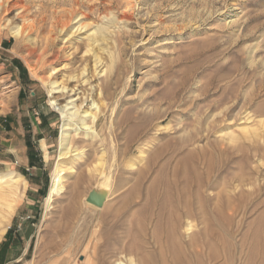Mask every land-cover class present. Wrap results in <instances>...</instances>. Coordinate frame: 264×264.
Returning a JSON list of instances; mask_svg holds the SVG:
<instances>
[{
    "label": "rangeland",
    "instance_id": "rangeland-1",
    "mask_svg": "<svg viewBox=\"0 0 264 264\" xmlns=\"http://www.w3.org/2000/svg\"><path fill=\"white\" fill-rule=\"evenodd\" d=\"M76 2L10 0L8 12L0 9V158H10L11 170L26 180V187L17 196L9 224L0 239V264H86L89 256L96 257V253H92L93 231L99 228V213L106 212L107 222L139 180L138 170L125 165L127 159H138V150H145L139 165L147 171L141 179L140 191L144 192L157 177L161 164L167 163L171 171L190 149L196 150V156L190 160L199 162V171L202 172V164L209 155L221 165L207 189L210 199L206 206L200 209L195 204L191 248L200 258L207 259V255L215 253L216 258H210V264L223 262V244L230 247L228 262L231 264H264L261 246L256 248L255 257L248 259L254 247L253 230L264 213V125L259 126L260 120L264 122V0ZM70 5L76 9L72 19L69 15L63 32L51 36L49 30L61 19L58 13L69 9ZM223 10L230 11L229 18ZM232 18L236 20L230 24ZM23 20L36 21L37 28L31 30L27 38L24 34V41L17 42L12 27ZM81 25L86 26L79 29ZM96 27L101 28L98 34L105 37L99 42L103 50L97 49L98 54L111 69L105 78L103 73L93 76L89 67L91 80L80 86L71 76L79 72L87 36ZM48 34L53 37L55 47L67 44L64 56L60 55L58 62L51 66L39 54V46ZM164 39L170 43L155 47ZM42 78L47 82L55 81L56 85H76L75 94L71 93L70 98L68 94L61 95L58 102L73 101L69 105L72 110L79 106V114L70 118L75 123L79 122L78 117L85 108L92 107V98L103 108L97 121V137L85 135L82 129L71 132V148L80 147L82 152L77 158L74 154L78 150L71 151L61 158L64 163L59 159L65 168L72 165V169L62 172L64 182L48 206L46 198L58 160L63 119L49 104L55 94L49 93ZM146 108H150L148 112ZM151 108L157 109L152 111L156 119L150 116ZM260 109L262 114L256 115ZM214 114L218 115L213 121ZM244 115L250 120L244 121L241 118ZM110 119L114 127L109 132ZM206 123L213 124L206 126ZM242 125L246 127L245 133L248 131L247 136L244 130L241 132ZM204 128L207 131L202 135ZM221 128L236 132L238 141L231 144L220 139L218 130ZM109 135L118 152L117 164L112 160ZM185 138L189 139V144L180 147L178 142ZM10 143L13 153L8 151ZM255 146L259 152L254 151ZM101 151L107 156L105 171L110 169V196L105 205L97 209L86 203L85 197L97 184L93 165ZM156 152L160 155L156 156ZM165 157L169 158L168 162ZM6 167L8 165L0 162V173L8 171ZM218 193H221L219 197ZM133 204L120 211L116 220L118 226L114 225L117 237L123 236L140 208L139 200ZM72 207L74 212L66 216L64 210ZM152 228L148 224L145 249L143 247L138 257L152 250L157 252L152 243ZM185 239L189 240L186 235ZM113 247L115 243L108 246L110 250ZM154 258L157 255L154 254ZM114 259L112 257L111 261ZM121 259L125 260L124 256Z\"/></svg>",
    "mask_w": 264,
    "mask_h": 264
},
{
    "label": "bare ground",
    "instance_id": "bare-ground-1",
    "mask_svg": "<svg viewBox=\"0 0 264 264\" xmlns=\"http://www.w3.org/2000/svg\"><path fill=\"white\" fill-rule=\"evenodd\" d=\"M73 3H77L76 0H73ZM9 7H10V0H0V9H5V11L8 12ZM75 10H76L75 7L70 5L69 9H67L65 11H61L62 13L61 12L58 13V15L61 16V19L57 20L56 24L54 23L55 27L52 26L51 30H49L51 33L50 34L51 36L56 34V32H58V31H59V33L63 32L64 27H66V25L68 23L67 19H68L69 15L71 16V19H72L73 12ZM223 11H225V10H223ZM229 13H230L229 10L228 11L226 10L224 12V15L226 16V18H229V16H228ZM79 14H81V13H79ZM22 15L23 14L20 13L19 16L21 17ZM233 20H236V19H233V18L230 19L229 23L231 21L233 22ZM11 24H13V23H11ZM85 26L86 25H81V27L79 29H82ZM56 27H59V30H56L55 29ZM12 28L15 29L14 34L17 37V42H20V41L25 40L24 34H26V38H27L29 35V32L31 30H35L37 28V25H36V21L29 22V20H27V21L23 20V22L20 25L16 24ZM102 28H104V27H102ZM94 30L95 31H92L87 36V38H88L87 43L84 45L85 47L83 49L82 55L80 56L81 65L79 67V72L77 74L71 76L72 78L76 79L75 83L78 82V84L80 86L83 84H87L91 80V76H88L89 75V70H88L89 67L91 69L90 71L93 73V76H96L99 73H103L105 78L108 77L107 73H109L110 69H111L110 65L108 63H106V61H104L103 58L98 54V50H101V51L103 50V48L101 47L102 42L101 43H99V42H100V40H104L105 37L104 36L101 37L102 33L98 34V32H100V30H101L100 27H96ZM50 35H49V37L45 38L44 41L41 42V45L39 46V48H40L39 54L41 55V58L45 59L47 61V63L51 66L52 64H55V62H58V59L61 56H64L65 53H63V51H64V49L67 48V46H66L67 44L64 43L63 46H60V47L56 46L55 47L54 42H53V37H51ZM168 43H170V41L169 40L167 41L164 39V41H162L158 45H155V47L162 46V45H165ZM252 47H254V46L252 45ZM256 47H257V45H256ZM34 50H35V48L33 49V51ZM248 51H249V49H248ZM251 51H253V50H251ZM253 52H255V51H253ZM154 53H155V51H154ZM251 57H252V59H253V57L255 58V56L254 55L252 56V54H251ZM252 59H251V62L254 60V59L253 60ZM256 61H257V59H256ZM60 62H61V60H60ZM54 68L55 67H52L53 70H54ZM42 82H43V85H47V88H49V93L55 94V96L53 98L49 99V104L58 113L61 114L62 119H63L62 123H61L59 145H58V147H59V149H58V160L55 162L54 167H53L49 195L46 198V205L48 206L50 204V201L52 200L51 197H53L55 195V193L58 192V190L60 189L61 185L64 182V175L62 172H64L65 169H68V170L72 169V165L65 168L66 166L63 165L64 162L61 158L65 155H67L68 153H70L71 151H76V150H78V151L74 154V157L78 158L82 152V150L80 151V149H81L80 147L78 148L76 146V147H74V149L71 148V143L73 141V137L71 135V132H76L77 130L82 129L85 131V135H89L90 137H94V138L97 137L98 136V132L96 130L97 121H98L100 114L103 113V108L101 105H99L97 103L96 98H92V102H91L92 107H90V109L85 108V110L81 112V113H83V115L78 117L79 122L75 123V122L71 121L70 118L79 114V112H78L79 106L77 105L78 107L76 109L72 110V108L69 107V105L73 101L72 102L66 101L63 104H60L58 102H60L59 100L61 98V95L63 96L65 94L66 95L68 94L67 98H70L69 96L71 93L75 94V92L77 90L76 85L69 86V85H66L63 83L60 85H56L55 81L47 82L43 78H42ZM260 82H261V80H260ZM144 103H146V102H144ZM142 105H144V104L142 103ZM151 105H153V104H151ZM146 107H147V105H146ZM216 107H217V105H216ZM139 109L142 110L140 107H139ZM146 109H144L143 111H145ZM148 109H150V108H148ZM148 109H147V112H148ZM154 110H152V108L150 110L151 111L150 116H153L152 118H154V113H152V111H154ZM218 110H219V108H218ZM261 110L262 109H260L259 110L260 113L256 114V115L262 114L261 113L262 111L264 113V110H262V111ZM112 113L113 112L111 111V114ZM157 113H158V111H157ZM157 113H155V114H157ZM161 113L162 112H160V114ZM172 113H174V112H172ZM238 113H239V111H238ZM238 113H236V115H238ZM210 114H212V113H210ZM217 115L218 114L212 115L213 121H214V117H216ZM143 116H145V114ZM155 116H157V115H155ZM205 118H207V117H205ZM210 118L211 117H209V120H210ZM220 118H221V115H220ZM238 118H240V117H238ZM241 118H243L244 121L250 120V117L248 115H246V116L244 115V117H241ZM154 119H156V118H154ZM150 120H153V119H150ZM158 120H160V119H158ZM209 120L207 121V123L210 122ZM218 120H220V119H218ZM225 120H228V119H225ZM140 122H141V120H140ZM204 123H205V121H204ZM207 123H206V126H209V125L212 126V124H213V123H211V124L209 123L207 125ZM214 123L217 124V122H214ZM218 123H220V122H218ZM259 123H257V124H259V126L264 125V122L261 120L259 121ZM113 124H114V122H112V119H110L109 127H108L109 132H110V129H112V127H114V126H112ZM136 124L138 125L139 123H136ZM215 124L213 126H215ZM224 124L225 123L222 124V122H221V125H224ZM202 125L204 126V124H202ZM221 125H219V126L216 125L215 127H220ZM158 126H157V128H159ZM166 127H167V125H166ZM200 127H201V125L199 126V130H201ZM172 128H174V127H172ZM175 129H176V127H175ZM230 130L225 131L222 128L219 129L218 130L220 132L219 138L222 140L224 139V141L226 139V140H228L229 143L237 140V138L235 139V136H236L235 134H237V133L236 132L234 133V131H230ZM242 130H244L243 132L245 133L246 127L243 126L241 128V132H242ZM202 131H203V133H202V135H203L204 132L207 131V128H204V130H202ZM212 131H213V129H212ZM180 132H182V131H180ZM214 132H215V130H214ZM219 132H217V133H219ZM247 132L248 131H246V133ZM246 133L244 135H246ZM200 134H201V132H200ZM212 134H214V133H212ZM192 135H193V133H192ZM242 135H243V133H242ZM253 135H256V134H253ZM109 136H110L109 145L111 146V148L113 150V152H112L110 149V151L113 154L112 160L115 164H117L116 161H117V159H119V158H117L118 152L116 153L115 142H114L113 137H111V135H109ZM219 138L217 137V139H219ZM188 144H189V139H186V138L181 139L178 142V145H181L180 147H184ZM192 146H194V145H192ZM138 151L140 152L138 159H136L137 157L132 159V160H128L126 158L127 161L125 162V165L130 169H137L138 170L139 180L136 181V183L133 185V187L130 188L131 190H129V192H128V199L125 200L124 202H122L118 208H116L114 211H112L111 218L107 219V222H105L106 219L104 218L106 212L105 213L104 212L99 213V217H98V227L99 228H97L96 230L93 231L95 233V236H94L95 243L93 244L94 246L92 247V253L93 254L96 253V257L92 258L91 256H89L86 264H210V258H211V260H215V258H216L215 253H211L210 256L207 255V259L200 258L196 254V252L191 248V243H192V241H194V238H193L194 234L192 233L193 228H194L193 217L195 216V213L197 211L196 210L197 206H199L200 209H202L203 207L206 206L207 201L210 199L209 195L206 192H207V189H209L211 186V181H212L213 175L214 174L216 175V173H218L220 171L219 169L221 168V165H217L215 163V161L213 160V157L209 155L206 158L205 162L202 164V166H203L202 172L199 171V162H195V161L192 162L190 160L194 156H196V150L190 149L189 151H187L186 153L183 154L181 159L178 160V162L174 165V167H173V169H171V171L167 168V166H166L167 163L161 164L158 171H157V177H155L151 181V183L145 188L144 192H141L140 191L141 190V179H143L145 177V174L147 173V171L145 169L139 168L140 163H142V161L145 157V150H141V151L138 150ZM254 151L259 152V148H257V146H255ZM161 153H162V150H161ZM159 155H160V152H158V153L156 152V156H159ZM105 157H107L105 152L101 151L100 155H98V157H96V159L94 160V165H93V170L96 171V173H97L96 175L98 176L97 177V184L94 188L105 190L107 193L102 207L105 205L106 200L110 196V192H109L110 169L108 171H105V169H106V166H105V162H106L105 159L106 158ZM126 157H127V155H126ZM165 158H167L166 162H168L169 158L168 157H165ZM59 159H61L63 163L61 162V160L59 162ZM69 162H72V160L71 161L69 160ZM152 162H153V160H152ZM68 164L70 165V163H68ZM122 167H123V165H122ZM181 175L183 176V178L181 177ZM180 177L182 178L183 181L179 179ZM25 187H26V180L24 179V177L21 174L13 172L11 170L0 173V239L5 232L7 225L9 224L10 217L13 213L14 208H15L17 196L23 191V189ZM240 193L242 194L243 191ZM220 195H221V193L216 194L217 197H219ZM136 200H139L140 208L138 209L137 212H135V216L132 219L133 221L131 220L132 222L130 221V224L127 225L126 229L123 232V236L120 235L119 237H117V234H115V232H114V227H115L114 225L116 224V220H118V218L120 216V211L126 210V208H128ZM193 204H194V206H193ZM195 204H197V206H195ZM90 205L94 207V205H92V204H90ZM102 207H96V208L101 209ZM73 209H74L73 207L72 208H66L64 210L66 216H68V217L71 216ZM263 219H264V213L261 217L259 216L257 226L253 230V233L251 236L252 240L254 241V247L251 248V250H250L249 258H248L249 260H252L253 257H255V254H256L255 251H256L257 247L261 246L262 248H264V223H263ZM148 224H151L153 227L151 237L153 239L152 240L153 245L157 248V252L152 250V252H147L144 255H142L141 257H138V254H140L141 250L145 246V243L147 242V241H145V234H146ZM147 233H148V231H147ZM185 235L187 238H189V240L185 239ZM162 238H163V242L161 241ZM118 242H120V243H118ZM110 243H113V244L115 243V247H113L112 250H110L108 248ZM101 247H102V249H101L102 252H101V250L99 251V249ZM229 248L230 247L228 245L223 244V250H224L222 253L223 262H221L220 264H231V262H228V260H230V256L228 257L229 250H230ZM144 249H145V247H144ZM105 250L107 251L106 253H105ZM108 250H110V251H108ZM100 252H101V254H100ZM154 254L157 255L156 259L155 258L153 259ZM122 256H124L125 260L121 259ZM112 257H115L113 262L111 261Z\"/></svg>",
    "mask_w": 264,
    "mask_h": 264
},
{
    "label": "water",
    "instance_id": "water-1",
    "mask_svg": "<svg viewBox=\"0 0 264 264\" xmlns=\"http://www.w3.org/2000/svg\"><path fill=\"white\" fill-rule=\"evenodd\" d=\"M106 195L105 190L93 188L86 195L85 201L96 207H102Z\"/></svg>",
    "mask_w": 264,
    "mask_h": 264
},
{
    "label": "crops",
    "instance_id": "crops-1",
    "mask_svg": "<svg viewBox=\"0 0 264 264\" xmlns=\"http://www.w3.org/2000/svg\"><path fill=\"white\" fill-rule=\"evenodd\" d=\"M12 146H13V145H11V143H10V145H9V147H8V151H10V152L13 153L14 151H13V149H12V148H13ZM10 152L8 153L9 155H10ZM0 162H1L2 164H4L5 166L8 165V168L6 167L8 171L11 170V165H9V164L11 163V162H10V158L7 159V157H1V158H0ZM11 171H12V170H11ZM13 172H14V171H13ZM16 173H17V172H16Z\"/></svg>",
    "mask_w": 264,
    "mask_h": 264
}]
</instances>
